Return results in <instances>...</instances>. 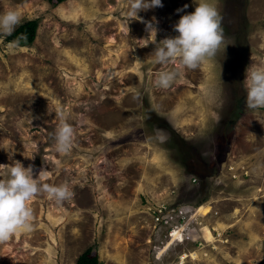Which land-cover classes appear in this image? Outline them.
Returning <instances> with one entry per match:
<instances>
[{"label": "rangeland", "instance_id": "rangeland-1", "mask_svg": "<svg viewBox=\"0 0 264 264\" xmlns=\"http://www.w3.org/2000/svg\"><path fill=\"white\" fill-rule=\"evenodd\" d=\"M195 6L162 0L129 19L126 0H0L19 25L39 18L31 44L0 35V179L19 160L74 193L36 194L33 231L0 242V264H77L89 246L101 264L262 260L264 108L247 107L245 77L264 66V0H217L224 39L197 67L155 63ZM166 70L177 76L158 87ZM60 110L68 153L54 147ZM162 205L184 211V241L156 222Z\"/></svg>", "mask_w": 264, "mask_h": 264}, {"label": "clouds", "instance_id": "clouds-1", "mask_svg": "<svg viewBox=\"0 0 264 264\" xmlns=\"http://www.w3.org/2000/svg\"><path fill=\"white\" fill-rule=\"evenodd\" d=\"M194 3V11L181 15L174 24L178 34L159 41V46L154 49L155 63L166 64L179 59L182 65L195 68L206 58L213 57L220 48L224 37L217 0H194ZM157 6H162V0H126V15L129 19L139 18V11ZM187 7V4L183 6ZM182 10L177 8L175 11ZM21 22L22 15L15 8L0 12V35H10ZM147 30L156 33L151 24L147 25ZM246 72V105L254 110L264 108V66H252L246 68ZM176 76L174 70L161 71L155 83L158 87L168 88ZM57 115L59 123L54 132V147L58 153H68L73 146L74 129L63 110ZM46 175L40 171L34 178L33 166L25 167L19 160L8 165V177L0 179V242L9 240L17 232L33 231L34 210L29 201L36 194L46 193L58 204L73 197L66 182H41Z\"/></svg>", "mask_w": 264, "mask_h": 264}, {"label": "trees", "instance_id": "trees-1", "mask_svg": "<svg viewBox=\"0 0 264 264\" xmlns=\"http://www.w3.org/2000/svg\"><path fill=\"white\" fill-rule=\"evenodd\" d=\"M48 1L54 5H58L65 0ZM38 26L39 18L29 19L19 25L10 35H7V39L10 41H17L22 45L31 44L36 38ZM77 264H101L97 249L93 246H89L80 254ZM258 264H264V257Z\"/></svg>", "mask_w": 264, "mask_h": 264}, {"label": "built area", "instance_id": "built-area-1", "mask_svg": "<svg viewBox=\"0 0 264 264\" xmlns=\"http://www.w3.org/2000/svg\"><path fill=\"white\" fill-rule=\"evenodd\" d=\"M166 205H162L159 207L157 213L154 212V218L156 222L161 224V226L170 227V234L172 237L178 236L180 237L179 232L181 233L182 228L185 227V222L183 220L185 219L184 211L181 209H175L165 215V210H167ZM184 236V235H183Z\"/></svg>", "mask_w": 264, "mask_h": 264}, {"label": "bare ground", "instance_id": "bare-ground-1", "mask_svg": "<svg viewBox=\"0 0 264 264\" xmlns=\"http://www.w3.org/2000/svg\"><path fill=\"white\" fill-rule=\"evenodd\" d=\"M182 234V233H181ZM180 234V237H178L177 235L175 236V237H173V238H177L178 240H182V241H184L185 240V238H183V234L181 235ZM195 254V253H194ZM196 256V255H195ZM183 257H184V255H183ZM183 260V259H182Z\"/></svg>", "mask_w": 264, "mask_h": 264}, {"label": "crops", "instance_id": "crops-1", "mask_svg": "<svg viewBox=\"0 0 264 264\" xmlns=\"http://www.w3.org/2000/svg\"><path fill=\"white\" fill-rule=\"evenodd\" d=\"M214 73V72H213Z\"/></svg>", "mask_w": 264, "mask_h": 264}]
</instances>
